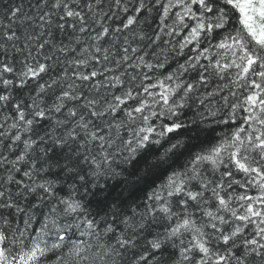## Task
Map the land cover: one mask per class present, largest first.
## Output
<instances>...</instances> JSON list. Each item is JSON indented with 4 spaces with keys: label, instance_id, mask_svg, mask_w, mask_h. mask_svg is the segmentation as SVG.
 <instances>
[{
    "label": "snow or ice",
    "instance_id": "6c2138e0",
    "mask_svg": "<svg viewBox=\"0 0 264 264\" xmlns=\"http://www.w3.org/2000/svg\"><path fill=\"white\" fill-rule=\"evenodd\" d=\"M5 112L0 171L10 158L24 160L52 112L78 129L74 151L104 159L113 146L135 153L179 135L189 113L210 127L155 175L136 206L139 220L135 212L85 216L63 188L26 182L31 170L20 163L0 179V264H77L95 251L86 237L101 233H110L113 254H126L141 243L133 244L132 228L149 216L171 221V251L159 238L148 243L173 264H264V0H31L28 12L23 0L9 5L0 19ZM134 255L148 264L156 252Z\"/></svg>",
    "mask_w": 264,
    "mask_h": 264
},
{
    "label": "clouds",
    "instance_id": "9594fccd",
    "mask_svg": "<svg viewBox=\"0 0 264 264\" xmlns=\"http://www.w3.org/2000/svg\"><path fill=\"white\" fill-rule=\"evenodd\" d=\"M62 120L63 117L59 113L52 112L50 123L39 127V134L35 136L30 148L25 151L24 160L12 164L14 158H10L8 161L10 168L0 171V179L6 180L10 175L14 176L19 164L27 163L31 176L26 178V182L32 184L50 182L54 189L63 188L70 199L80 202L85 216L93 217L97 221L113 220L116 214L123 218L127 212H135L139 220L136 206L142 203L141 198L151 186L155 175L172 163L173 152L183 150L185 144L196 143L199 139H203L208 135L207 129L210 127L198 115L191 114L184 121L185 127L179 135L158 136L156 139L159 143L154 147L135 153L113 146L107 150L111 155L104 159L98 150L74 151L76 145L72 143L70 133L73 131L78 133V129L73 123H68L66 127ZM29 138H32L31 134ZM54 150L57 155H54ZM3 151V145L0 143V152ZM37 164L40 165L39 168L36 167ZM3 167L4 161L0 160V168ZM49 173L51 175H48ZM41 177L44 181H41ZM170 223L171 221H164L158 217L155 219L150 216L145 217L142 223L131 230L136 233L133 244L135 245V241L139 240L140 245L129 248L126 254L121 252L116 255L111 252V249L115 248V242L107 240L110 233H101L95 238L86 237L95 251H88L82 260L77 261V264H85V261L86 264H112V261L115 264H141L140 259L134 254L139 252L147 260L153 251L156 255L148 261V264H173L172 258L161 250L151 249L148 243L159 238L171 251L172 244L169 243L165 227ZM125 231L127 232L128 229ZM128 234L131 235V232ZM97 242L100 247H97ZM104 248L107 250L102 251ZM144 249H148L147 254H144ZM57 252L59 254V250ZM67 253L68 250L65 249L66 256ZM48 264H58V261L54 258ZM68 264H71L70 259Z\"/></svg>",
    "mask_w": 264,
    "mask_h": 264
},
{
    "label": "trees",
    "instance_id": "16d2710c",
    "mask_svg": "<svg viewBox=\"0 0 264 264\" xmlns=\"http://www.w3.org/2000/svg\"><path fill=\"white\" fill-rule=\"evenodd\" d=\"M21 3V0H0V19H3L4 17V11L5 9L9 6V5H19ZM23 3H24V6H25V11L28 12L29 11V7H30V3H31V0H23ZM3 22L5 24L8 23V20L4 19ZM149 22H151V19L149 20ZM153 27H155V24H153ZM57 40L60 41L62 40L65 44L68 43V38L66 36H61L59 33L57 34ZM8 113H0V117H2L3 115H6ZM10 115V114H9ZM191 115V113H189V116ZM12 121L9 120L8 123H11ZM219 131V130H218ZM19 178V177H17ZM161 183L160 180H156L155 181V184L158 186L159 184ZM151 188H152V184L151 186L144 192V194L148 193L151 191ZM144 194H143V197L141 198L142 199V202H143V198H144Z\"/></svg>",
    "mask_w": 264,
    "mask_h": 264
}]
</instances>
